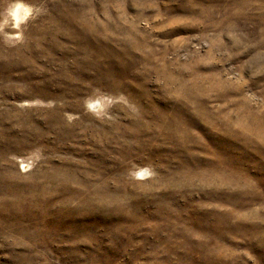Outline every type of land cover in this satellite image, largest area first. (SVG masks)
<instances>
[{
    "label": "rangeland",
    "instance_id": "obj_1",
    "mask_svg": "<svg viewBox=\"0 0 264 264\" xmlns=\"http://www.w3.org/2000/svg\"><path fill=\"white\" fill-rule=\"evenodd\" d=\"M22 2L0 264H264V0Z\"/></svg>",
    "mask_w": 264,
    "mask_h": 264
},
{
    "label": "clouds",
    "instance_id": "obj_2",
    "mask_svg": "<svg viewBox=\"0 0 264 264\" xmlns=\"http://www.w3.org/2000/svg\"><path fill=\"white\" fill-rule=\"evenodd\" d=\"M39 9L31 5H26L22 0H13V3L4 10L3 14H0V29L12 27L15 28L21 24H24L32 15V13ZM8 36L9 33H4ZM110 104V98L105 97L103 94L96 97H89L84 101V107L86 111H93L97 109L103 111ZM96 112H93L95 115Z\"/></svg>",
    "mask_w": 264,
    "mask_h": 264
},
{
    "label": "bare ground",
    "instance_id": "obj_3",
    "mask_svg": "<svg viewBox=\"0 0 264 264\" xmlns=\"http://www.w3.org/2000/svg\"><path fill=\"white\" fill-rule=\"evenodd\" d=\"M94 109H95V108H94ZM147 173H148V172H147L146 169H142V170L139 171L138 174H139L141 177H143V176L147 175Z\"/></svg>",
    "mask_w": 264,
    "mask_h": 264
}]
</instances>
